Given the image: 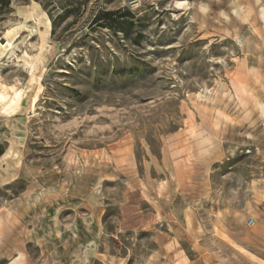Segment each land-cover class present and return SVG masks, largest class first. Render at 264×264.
Masks as SVG:
<instances>
[{"label":"rangeland","instance_id":"374dc122","mask_svg":"<svg viewBox=\"0 0 264 264\" xmlns=\"http://www.w3.org/2000/svg\"><path fill=\"white\" fill-rule=\"evenodd\" d=\"M263 84L264 0H0V264L204 254L264 199Z\"/></svg>","mask_w":264,"mask_h":264},{"label":"crops","instance_id":"0c3cea01","mask_svg":"<svg viewBox=\"0 0 264 264\" xmlns=\"http://www.w3.org/2000/svg\"><path fill=\"white\" fill-rule=\"evenodd\" d=\"M12 145L14 149L21 151L18 141H15V145L11 142L9 148ZM9 163L13 168L17 165V161L10 160ZM4 165L7 169L6 162ZM217 211L214 213L216 218L211 221V231L205 235L204 225L199 222L198 217H193L190 221L196 246L199 245L204 254L194 249L196 254L192 258L170 255L167 254L170 245L167 248L163 245L159 250V260L153 264H264V199L243 197L241 202L220 209V214ZM250 219L254 220L253 224H250ZM185 229L187 233L190 232L188 228Z\"/></svg>","mask_w":264,"mask_h":264},{"label":"trees","instance_id":"16d2710c","mask_svg":"<svg viewBox=\"0 0 264 264\" xmlns=\"http://www.w3.org/2000/svg\"><path fill=\"white\" fill-rule=\"evenodd\" d=\"M123 16H130L132 19H134L133 13L127 8L119 9L117 11H99L95 19L96 23L102 21L111 28L122 29V31L127 33L128 29L124 27V22L120 19ZM5 150L6 147H3V145L0 144V157L5 153Z\"/></svg>","mask_w":264,"mask_h":264},{"label":"bare ground","instance_id":"6f19581e","mask_svg":"<svg viewBox=\"0 0 264 264\" xmlns=\"http://www.w3.org/2000/svg\"><path fill=\"white\" fill-rule=\"evenodd\" d=\"M263 83V82H262ZM264 85V84H263ZM217 123V122H216ZM189 131H190V133H194L195 132V129L194 128H189ZM19 142V144H20V147L22 146V143H23V137H21L20 135H19V137H17V139H16V142ZM15 145V144H14ZM17 156H18V150L17 149H14L13 147H11L10 148V150H8L7 152H5V154L1 157V160H0V162L1 163H3V162H6L7 164H8V166L10 165V160H12V161H17ZM77 164V163H76ZM13 167H10L9 166V171H10V169H11V171H13L14 169H12ZM12 173V172H11ZM207 185H206V188L205 189H207ZM0 209H5V207H1ZM235 211V210H234ZM233 211V212H234ZM233 215H235V213L233 214ZM242 215V214H241ZM239 218V217H238ZM236 219V218H235ZM243 221V220H242ZM0 222H1V219H0ZM239 222V221H238ZM25 229V228H24ZM27 233H28V231H27ZM17 243V242H16ZM160 254V253H159ZM102 255V254H101ZM111 257V256H110ZM152 258V257H151ZM18 259V258H17ZM16 259V260H17ZM108 261H109V258H108ZM107 261V262H108ZM156 261V260H155ZM105 263V262H104ZM117 263V262H116ZM148 263V262H147ZM109 264V263H108ZM120 264V263H119Z\"/></svg>","mask_w":264,"mask_h":264},{"label":"built area","instance_id":"2783aa9c","mask_svg":"<svg viewBox=\"0 0 264 264\" xmlns=\"http://www.w3.org/2000/svg\"><path fill=\"white\" fill-rule=\"evenodd\" d=\"M249 222H250V224H253L254 223V220L253 219H250Z\"/></svg>","mask_w":264,"mask_h":264},{"label":"water","instance_id":"95a60500","mask_svg":"<svg viewBox=\"0 0 264 264\" xmlns=\"http://www.w3.org/2000/svg\"><path fill=\"white\" fill-rule=\"evenodd\" d=\"M9 148V146L8 147H6V150H5V152L7 151V149Z\"/></svg>","mask_w":264,"mask_h":264}]
</instances>
